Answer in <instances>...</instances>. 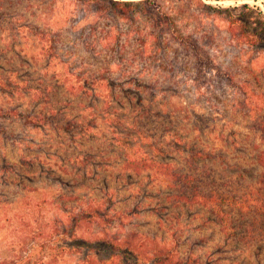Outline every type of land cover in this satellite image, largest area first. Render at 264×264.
I'll use <instances>...</instances> for the list:
<instances>
[{"label": "rangeland", "instance_id": "rangeland-1", "mask_svg": "<svg viewBox=\"0 0 264 264\" xmlns=\"http://www.w3.org/2000/svg\"><path fill=\"white\" fill-rule=\"evenodd\" d=\"M99 1L0 0V260H46L51 250L22 224L35 210L50 229L78 198L108 194L129 214L138 209L132 223L197 264H264V238L227 239L210 209L180 201L169 181L126 171L122 153L131 149L116 140L130 130L138 133L130 145L147 148L146 136L177 128L216 153L226 173L254 180L264 170L261 0H153L148 10L169 11L197 45L155 30L143 0H111L136 3L127 13ZM231 22L256 41L232 36ZM69 67L103 70L130 128H108L98 98L69 91ZM71 121L92 127L77 135Z\"/></svg>", "mask_w": 264, "mask_h": 264}, {"label": "trees", "instance_id": "trees-1", "mask_svg": "<svg viewBox=\"0 0 264 264\" xmlns=\"http://www.w3.org/2000/svg\"><path fill=\"white\" fill-rule=\"evenodd\" d=\"M83 1L93 5L100 3L99 0ZM107 1L115 6V11L119 9L126 13L136 5ZM141 4L152 14L155 30L166 32L180 44L197 45L195 38L181 32L169 11L148 10V6L154 4L153 0H143ZM229 30L238 39L256 41L250 32L239 34L237 22H231ZM103 73V70L89 73L77 67H69V78H65V82L69 83V91L74 95L98 98L101 102L100 116L108 128L114 131L121 125L123 129L130 128L127 115L115 106L116 96L112 84ZM6 113L18 114L16 111ZM27 119L38 121L35 117ZM72 123L69 122V129L81 127L77 135L92 127L91 123L81 122V125L75 126ZM165 131L146 136L144 140L147 148L130 145L138 138V133L130 130V136H134L132 140L129 135H118L115 138L119 144L125 143L124 148L131 149V152L125 150L122 153L126 171L135 174L150 172L158 179L169 181L173 188L177 187L174 192L180 201L210 209L227 239L248 235L264 238V170L252 181L243 174L235 177L223 170L227 166L221 164L216 153L190 145L188 137L177 128ZM70 134L72 139L76 138V134ZM170 157L181 158L184 165L179 161H168ZM259 165L264 168V161L259 162ZM107 196L84 195L78 198L76 204H69V210L65 212L66 222L55 217L48 224L50 229L45 228L47 223L43 222L44 216L36 210L30 218H24L22 224L30 233L28 238L42 237L40 248L51 250L46 260L41 259L37 264H57L59 261L64 264H197L192 258L182 256L176 244L132 223L133 214L138 213V209L129 214L128 209H122ZM248 216L251 219H246ZM125 218H130V221ZM106 247L108 252H100ZM66 254L76 256L73 263L67 259ZM0 264L17 263L3 259Z\"/></svg>", "mask_w": 264, "mask_h": 264}, {"label": "clouds", "instance_id": "clouds-1", "mask_svg": "<svg viewBox=\"0 0 264 264\" xmlns=\"http://www.w3.org/2000/svg\"><path fill=\"white\" fill-rule=\"evenodd\" d=\"M240 3H250L251 0H239ZM261 6L264 7V0H261Z\"/></svg>", "mask_w": 264, "mask_h": 264}]
</instances>
